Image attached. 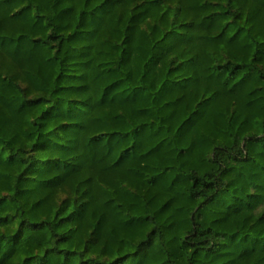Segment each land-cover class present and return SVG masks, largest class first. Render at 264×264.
Here are the masks:
<instances>
[{
	"label": "trees",
	"instance_id": "1",
	"mask_svg": "<svg viewBox=\"0 0 264 264\" xmlns=\"http://www.w3.org/2000/svg\"><path fill=\"white\" fill-rule=\"evenodd\" d=\"M0 264H264V0H0Z\"/></svg>",
	"mask_w": 264,
	"mask_h": 264
}]
</instances>
